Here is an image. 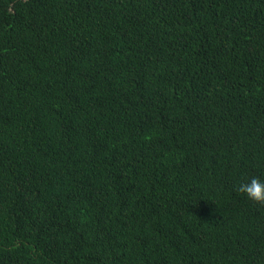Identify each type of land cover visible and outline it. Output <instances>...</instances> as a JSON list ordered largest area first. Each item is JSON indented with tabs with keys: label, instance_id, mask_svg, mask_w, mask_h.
<instances>
[{
	"label": "trees",
	"instance_id": "16d2710c",
	"mask_svg": "<svg viewBox=\"0 0 264 264\" xmlns=\"http://www.w3.org/2000/svg\"><path fill=\"white\" fill-rule=\"evenodd\" d=\"M264 0H0V264H264Z\"/></svg>",
	"mask_w": 264,
	"mask_h": 264
},
{
	"label": "clouds",
	"instance_id": "9594fccd",
	"mask_svg": "<svg viewBox=\"0 0 264 264\" xmlns=\"http://www.w3.org/2000/svg\"><path fill=\"white\" fill-rule=\"evenodd\" d=\"M239 191L250 201L264 204V179L251 177L244 179L239 185Z\"/></svg>",
	"mask_w": 264,
	"mask_h": 264
}]
</instances>
